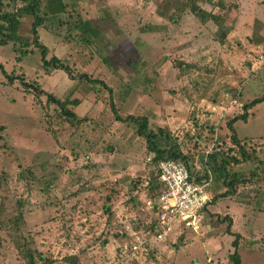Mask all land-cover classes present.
<instances>
[{"label": "rangeland", "instance_id": "374dc122", "mask_svg": "<svg viewBox=\"0 0 264 264\" xmlns=\"http://www.w3.org/2000/svg\"><path fill=\"white\" fill-rule=\"evenodd\" d=\"M47 1L50 13L38 29L47 60L103 81L118 114L164 131L159 143L180 144L193 156L192 172L200 174L195 159L213 147L237 154L227 123L264 95V0H194L219 23L201 22L188 0ZM23 5L4 0L2 10ZM32 20L23 16L19 27L29 46ZM16 50L0 45V264H231L229 220L240 264H264V102L233 123L236 138L255 151L228 168L246 182L234 196L209 203L204 223L211 228L200 236L177 228L155 241L146 202L158 192L149 195L145 183L156 169L137 125L115 120L99 85L69 80L61 70L47 74L38 49ZM4 73L77 100L69 108L81 123ZM211 175L213 198L226 188ZM133 234L147 238L142 256L128 253Z\"/></svg>", "mask_w": 264, "mask_h": 264}, {"label": "trees", "instance_id": "16d2710c", "mask_svg": "<svg viewBox=\"0 0 264 264\" xmlns=\"http://www.w3.org/2000/svg\"><path fill=\"white\" fill-rule=\"evenodd\" d=\"M12 3H15L16 0H9ZM190 5V10L195 16L199 18L201 22H205V19H211L215 23H219L220 17L210 14L205 11H200L199 7L194 4V0H188ZM4 0H0V45L5 46L8 44H13L14 51L16 50V45L18 46V51L23 50L21 53L22 55H26L30 51L28 50V47L36 48L40 51V61L42 63V67L46 71L47 74L50 73V71L53 70H61L65 72L69 80L75 81V82H86L93 87L100 86L103 90H106L108 92V97L110 100V109L113 112V116L116 121L118 122H133L137 125V135L145 140L146 148L148 150L149 154H152L153 157L151 159V165L156 166L161 161H181L184 163L192 176L196 178V180H200L201 177L206 176L208 172L211 174H214L217 177V180H220L222 182L223 188H226V191L223 192L220 195H215L210 203H215L219 199L229 198L236 194L237 187L245 184L246 180L242 177L243 174H237L233 173L231 174L228 170V168L233 164H241L244 162H247L251 159V155H253L255 151V147L251 144L246 146L245 144H241V142L236 138L235 130L233 128V123L236 121H246L249 117V111L255 107L256 105L264 102V95L262 97L256 98L247 104L242 106V113L238 116L233 117L228 123L227 127L229 131L231 132V143L233 146L237 147V154L231 155L228 154V152H223L220 148H212L211 152L207 154L206 161H203L204 153L200 155V158L197 160L195 159V164L200 167H202L203 171L200 172V174H197L195 172H192V163L194 164L193 156L189 153L183 154L181 150V145L177 144L176 142H171L170 140L167 141L165 144L159 143L158 135H165L164 138H166V133L160 129H158L157 133L150 131L148 129V121L144 118H138L134 117L132 115L121 117L116 108L112 104V91L108 88V86L101 80L90 78L86 74H78L75 75L72 72V69H70L68 66H66L64 63H62L58 58L52 57L50 60H47V48L41 44L38 40V29L43 26L46 14L48 15L49 12V3L48 1L45 2V0H21L22 3H24L23 6L15 8L13 11H5L2 10ZM218 7L221 9L225 8V4L223 2H218ZM44 9L45 12L42 10ZM48 9V10H47ZM43 12V14H41ZM23 16H30L33 20L31 22V36L32 41L29 46L30 41L26 37H22L19 35V27H20V20ZM256 26L259 27V23L254 22ZM87 31H89L90 34H94V28L90 25V23L87 22V24L84 26ZM255 32V31H254ZM253 32V38L256 40V44H261L263 42V38L258 36V30L257 34ZM17 51V50H16ZM1 68V66H0ZM4 76L6 77L7 81L9 83H13L15 81H18L21 87L24 89V91L32 92V94L35 97H39L40 95H45L47 104L55 105L58 110L61 112V115H63L65 118L75 121L77 123H81V120H78V117L73 112L69 106H75L77 107L79 105V102L77 100H68V99H58L55 96L51 94H46L43 92L41 88L38 87L37 84L31 85L27 83L23 77H17V76H8L6 73H4ZM166 140V139H165ZM250 153V154H249ZM192 160V162L189 160ZM191 163V164H190ZM200 164V165H199ZM163 187L161 183L158 182L157 177L153 176V173H151L148 186H147V192L149 195H152L151 193H157L158 195L162 192ZM114 195V194H113ZM113 195L108 200L109 205L113 203ZM209 205V204H208ZM108 207H106V210L108 211ZM109 214V212H108ZM111 215V214H109ZM225 219V218H224ZM228 219V218H226ZM155 225V222L152 221L151 228L153 229ZM229 225H231V220H229ZM229 225L227 227V233L230 236H235V240L232 242V246L234 248V251L232 254L229 255V262L231 264H240V256L237 252V240L239 239L238 235L232 234V232L229 230ZM66 262H74L75 256H68L65 258Z\"/></svg>", "mask_w": 264, "mask_h": 264}, {"label": "built area", "instance_id": "2783aa9c", "mask_svg": "<svg viewBox=\"0 0 264 264\" xmlns=\"http://www.w3.org/2000/svg\"><path fill=\"white\" fill-rule=\"evenodd\" d=\"M195 132V129H192ZM206 152L203 161H206ZM151 162V157L147 158ZM200 165V164H199ZM156 177L163 190L155 202L147 200L146 205L152 212L155 225L152 229L155 241L163 240L169 233L184 228L186 231L200 236L206 229L204 214L211 202L210 187L212 175L210 172L196 180L188 167L181 161H161L156 166ZM200 172L203 171L201 165ZM148 186V181L145 183ZM203 230V231H200ZM128 245V253L136 257L146 252L147 238L137 234ZM124 254L126 252H123Z\"/></svg>", "mask_w": 264, "mask_h": 264}, {"label": "crops", "instance_id": "0c3cea01", "mask_svg": "<svg viewBox=\"0 0 264 264\" xmlns=\"http://www.w3.org/2000/svg\"><path fill=\"white\" fill-rule=\"evenodd\" d=\"M207 228L210 229L211 227L207 225ZM184 248H185V247H184ZM169 253H170V252H169ZM231 253H232V252H231ZM231 253H228V254H231ZM74 256H76V255H74Z\"/></svg>", "mask_w": 264, "mask_h": 264}]
</instances>
